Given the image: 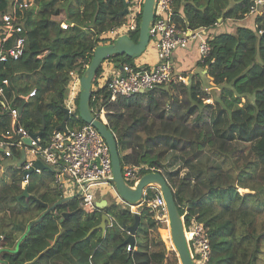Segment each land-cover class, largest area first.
I'll list each match as a JSON object with an SVG mask.
<instances>
[{
    "label": "trees",
    "instance_id": "trees-1",
    "mask_svg": "<svg viewBox=\"0 0 264 264\" xmlns=\"http://www.w3.org/2000/svg\"><path fill=\"white\" fill-rule=\"evenodd\" d=\"M253 1L227 0V7L218 9L217 0H177L175 19L180 28L213 29L218 19L243 20ZM7 6L8 0H0V12ZM122 9L120 0H37L35 12H26L23 55L6 63L0 77L9 81L6 97L22 108L21 123L29 131L46 141L61 124L69 72L80 69L81 60L90 62L101 45L99 36L123 23ZM62 12L63 20H56ZM209 37L210 55L198 63L216 90H209L196 73L187 85L169 82L114 101H108L104 89L92 90L97 100L90 98V107L104 106L121 167L160 173L184 224H204L211 264H264V3L254 28L238 26ZM130 38L136 41L137 34ZM120 63L133 62L125 57ZM100 74L101 66L93 87ZM33 89L34 97L24 104L20 96ZM77 114L78 109L67 119V128L85 125ZM7 123L0 113V127ZM15 162L16 151L0 176V264L167 261L156 251L158 245L165 251L161 238L150 236L159 221L144 204L137 212L136 251H127L122 245L127 233L120 226L134 222L128 204L113 202L84 214L77 200H68L44 213L46 205L62 198L52 185V171L33 174L27 195L21 196L22 177L11 165ZM73 211L62 219L61 213ZM103 213L112 225L104 236L96 229L86 237ZM85 253L90 254L87 261Z\"/></svg>",
    "mask_w": 264,
    "mask_h": 264
},
{
    "label": "built area",
    "instance_id": "built-area-1",
    "mask_svg": "<svg viewBox=\"0 0 264 264\" xmlns=\"http://www.w3.org/2000/svg\"><path fill=\"white\" fill-rule=\"evenodd\" d=\"M128 13L122 24L102 33L108 39L115 40L125 32L138 33L143 0H125ZM177 0H154L153 20L149 26V42L156 49L154 65L119 63L111 73L101 64V74L97 85L91 91L104 89L108 101L118 97H130L134 94L150 91L169 82H181L187 85L190 77L175 73L172 65V52L177 48H189L191 41L197 42L199 61L205 62L210 55L206 29L190 30L180 28L175 19V2ZM264 0H254L249 14H258L259 6ZM37 7V0H8L7 9L0 12V72L4 65L18 60L25 46L26 12ZM218 25V22L215 23ZM63 29L66 28L62 24ZM261 33V32H260ZM107 40V39H106ZM47 53L41 52L37 58ZM86 60L80 61V69L69 72L66 95L63 107L68 109L69 117L78 108L77 99L80 93V78L88 66ZM103 79V77H105ZM9 81L0 77V113L9 117L8 123L0 127V159L10 160L14 151L18 153V166L15 169L21 174V186L26 188L33 174H40L43 169L35 167L39 161L52 171V182L59 189L71 196L77 195L78 207L85 214L94 213L98 208L95 203L94 187L112 178L111 161L108 147L97 130L91 125L67 128L66 131L55 130L48 140L44 141L37 133L29 131L21 123V112L8 100L5 90ZM36 91L33 89L20 99L26 104ZM97 100L96 94L91 95ZM91 108L92 115L106 124V111L102 104L96 103ZM96 108V111H95ZM125 183L134 188L138 180L146 173L140 174V167L125 165L121 167ZM156 172L153 170L148 173ZM121 200V199H120ZM122 201V200H121ZM120 201V202H121ZM123 202V201H122ZM125 203V202H124ZM127 204V203H126ZM145 205L158 221L167 218L164 198L158 187L148 186L139 204L129 205L132 213ZM183 231L187 248L193 264H211L209 234L203 223L191 220L184 224ZM169 228V223H168ZM136 251L135 247L126 246V250Z\"/></svg>",
    "mask_w": 264,
    "mask_h": 264
},
{
    "label": "water",
    "instance_id": "water-1",
    "mask_svg": "<svg viewBox=\"0 0 264 264\" xmlns=\"http://www.w3.org/2000/svg\"><path fill=\"white\" fill-rule=\"evenodd\" d=\"M122 3V11L121 15L126 16L128 13L127 4L125 0H120ZM153 7L154 0H143L140 21L138 26V33L136 41L132 40L127 36H119L111 43L107 45H98L92 54V58L85 68L81 78H80V93H79V101H78V116L84 124L91 125L94 127L102 139L105 141L110 155L111 161V170H112V178L107 182L113 184L119 198L127 203L136 205L139 204L142 199L144 190L150 186L155 185L159 188L166 206L167 217L169 220V232L171 242L174 248V251L177 254L178 261L180 264H193L189 250L186 245L184 231H183V222L182 217L179 214L177 205L174 201L173 193L167 184L164 177L158 172H151L144 174L134 186L131 188L128 186L122 176V169L119 159V154L116 145L115 136L108 129L107 125L102 123L100 120L96 119L90 109V98H91V89H92V81L101 66L102 62L112 56L116 55H125L128 58H134L139 56L146 48L149 42V26L151 21L153 20ZM21 111L22 108H19ZM64 113V120L61 124L56 128V130L66 131V121L69 118L68 109H62ZM1 151V150H0ZM35 167H39L41 169H48L44 165H42L39 161L34 163ZM27 190L24 188V191L21 196H26ZM77 195H73L69 198H62L53 208L57 205L65 202L68 199H75ZM74 212H64L61 213V217L66 218L74 214ZM106 223H111V218L109 215L103 213L101 215L100 223L91 228L87 235L96 229H100L103 232L106 228ZM139 225V215L134 213V222L131 225L122 224L120 228L127 233V237L123 241L122 245L129 246L132 248L135 242V234Z\"/></svg>",
    "mask_w": 264,
    "mask_h": 264
},
{
    "label": "rangeland",
    "instance_id": "rangeland-1",
    "mask_svg": "<svg viewBox=\"0 0 264 264\" xmlns=\"http://www.w3.org/2000/svg\"><path fill=\"white\" fill-rule=\"evenodd\" d=\"M227 7V0H217V8L218 9H223ZM63 12L61 15L55 17L56 20H63ZM247 19H245L243 21V24L245 26H249L252 23V18H255V16H246ZM125 19V17H124ZM230 22H233V24H230ZM234 20H229V23L227 24L229 26V28H231V31H234L235 28V24H234ZM225 27V26H224ZM123 36H127L130 37L132 34L131 32H125L124 34H122ZM121 35V36H122ZM101 45H107L108 43H111L113 40L108 39L106 35H100L99 36ZM107 39V40H106ZM192 49V50H191ZM116 57V58H115ZM126 56L125 55H116V56H112L106 60H104L102 62V65L106 67V71L108 73H111V70H113V68L115 66H118L120 61L122 59H124ZM156 58H157V54H156V49L155 46L150 42L145 50L137 57L131 58L132 62L134 64H138V65H154L156 63ZM184 58V59H183ZM199 59V54L197 53V42L195 41H191V44L189 46V48L184 49V48H177L172 52V65L174 66V72L175 73H179V74H185L188 77H191L193 74L191 73L190 69L192 68V71L194 73V75L196 73H199L202 76V82L203 84H205L206 86L209 87V90H216L217 88L214 86V84L211 82V80L209 78L205 77V72L206 70H201V66L198 63V59ZM183 59V61H181ZM186 64V66H184ZM180 65V66H178ZM105 77H103V79H105ZM96 86H94L95 88ZM96 111V108H95ZM78 116V114H77ZM7 119H9V117L7 116ZM12 166L17 167L19 164L18 163H12ZM4 166H2L3 168ZM1 172V171H0ZM1 176V174H0ZM52 185H54V183L52 182ZM94 195L95 197H99V196H103L107 202L109 204L116 202L118 203L120 200L114 186L112 183L110 182H101L99 183L97 186H95L94 188ZM241 193L246 192V190H240ZM64 193V191H63ZM71 197V195H66ZM65 198H69L66 197ZM104 200V199H103ZM105 200V201H106ZM122 202V201H121ZM119 205V204H118ZM122 206L123 205H119ZM159 230H157L156 232H152L151 236H153V238L157 239V237L161 238L162 242L165 245V251H160V249H162V246L158 245L156 251L157 252H161L163 253V256H165V258L167 257V261H164V264L166 262V264H174V262H177L178 264V257L176 252L174 251L173 246L170 244L169 241V235H168V223L165 219H163L161 222L159 221ZM195 264V263H194Z\"/></svg>",
    "mask_w": 264,
    "mask_h": 264
},
{
    "label": "crops",
    "instance_id": "crops-1",
    "mask_svg": "<svg viewBox=\"0 0 264 264\" xmlns=\"http://www.w3.org/2000/svg\"><path fill=\"white\" fill-rule=\"evenodd\" d=\"M259 10V9H258ZM256 14H248V16L250 17V16H255ZM245 19H247V17H245L243 20H234V24H235V28H234V31H235V29L238 27V26H245L244 24H243V21L245 20ZM218 25H215L216 27L215 28H213V29H207V31H206V33L208 32V34H210V35H212V34H214V33H219V32H223V31H226V32H230V33H232V32H234V31H231L232 29L231 28H229V26L227 25L228 23H229V20H227V21H222L221 19H218ZM230 24H233V22H230ZM225 26V27H224ZM246 27H249V28H254V18H252V23L249 25V26H246ZM192 50V49H191ZM197 53H198V51H197ZM184 59V58H183ZM183 59L181 60V61H183ZM198 59V58H197ZM199 60V59H198ZM197 60V61H198ZM172 62H173V60H172ZM184 62V61H183ZM178 66H180V65H178ZM184 66H186V64L184 65ZM173 69H174V66H173ZM190 71H191V73L192 74H194L193 73V71H192V68L190 69ZM8 160L7 159H5V160H2V159H0V174L2 175V173L4 172V170H5V164L4 163H6ZM2 166H4L3 168H2ZM14 168H15V166H13ZM60 193H61V197L62 198H65L64 196H66V195H70V194H68V193H63V191L62 190H59L55 185H53ZM23 189H24V187H22ZM66 197H69V196H66ZM62 198L60 199V200H58V201H56V202H54L52 205H50V206H48V205H46V212H44V213H47V212H49V211H52V210H55L57 207H58V205L55 207V208H53L52 210H51V208L54 206V205H56L59 201H61L62 200ZM104 199V200H103ZM68 200H77L76 198L75 199H68ZM68 200H66V201H68ZM106 199L103 197V196H99V197H95V203H96V206L98 207V208H100V209H102V208H104V207H106L107 205H109V203L107 202V200L105 201ZM65 201V202H66ZM120 202V201H119ZM77 204H78V201H77ZM60 205V204H59ZM74 212V211H73ZM84 213V212H83ZM85 214V213H84ZM110 217V216H109ZM111 218V217H110ZM112 225V218H111V223L109 224V223H106V228H105V231L103 232L102 230H100L101 231V235L102 236H104V234H105V232H106V230H107V228L108 227H110ZM157 230H159V227L158 228H156V229H153V230H151L150 231V236H151V234H152V232H156ZM86 237H88V235H86ZM151 238H152V240H154V238H153V236H151ZM90 259V254L89 253H85V254H83V260L84 261H87V260H89Z\"/></svg>",
    "mask_w": 264,
    "mask_h": 264
},
{
    "label": "bare ground",
    "instance_id": "bare-ground-1",
    "mask_svg": "<svg viewBox=\"0 0 264 264\" xmlns=\"http://www.w3.org/2000/svg\"><path fill=\"white\" fill-rule=\"evenodd\" d=\"M163 219H165V220L167 221V223H169L168 217H167V218L163 217L162 220H163ZM168 235H169V239H170V242H171L170 232H169V231H168ZM171 244H172V242H171Z\"/></svg>",
    "mask_w": 264,
    "mask_h": 264
}]
</instances>
